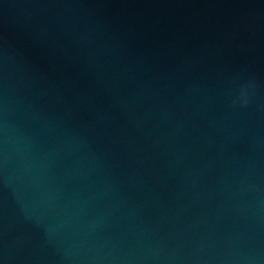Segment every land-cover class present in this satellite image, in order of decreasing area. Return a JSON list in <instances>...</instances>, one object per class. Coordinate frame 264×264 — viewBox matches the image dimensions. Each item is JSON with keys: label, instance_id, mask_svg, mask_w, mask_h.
Wrapping results in <instances>:
<instances>
[{"label": "water", "instance_id": "95a60500", "mask_svg": "<svg viewBox=\"0 0 264 264\" xmlns=\"http://www.w3.org/2000/svg\"><path fill=\"white\" fill-rule=\"evenodd\" d=\"M0 260L264 264V0H0Z\"/></svg>", "mask_w": 264, "mask_h": 264}, {"label": "clouds", "instance_id": "9594fccd", "mask_svg": "<svg viewBox=\"0 0 264 264\" xmlns=\"http://www.w3.org/2000/svg\"><path fill=\"white\" fill-rule=\"evenodd\" d=\"M254 87V82L249 80L247 82L240 83L238 85L237 95L233 99V103L239 102L242 105H247L249 103V89ZM0 264H3V261L0 260Z\"/></svg>", "mask_w": 264, "mask_h": 264}]
</instances>
